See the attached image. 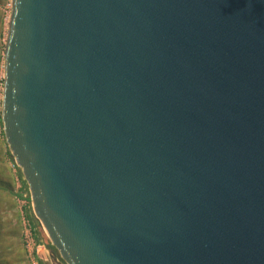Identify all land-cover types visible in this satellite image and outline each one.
Masks as SVG:
<instances>
[{
  "label": "water",
  "instance_id": "95a60500",
  "mask_svg": "<svg viewBox=\"0 0 264 264\" xmlns=\"http://www.w3.org/2000/svg\"><path fill=\"white\" fill-rule=\"evenodd\" d=\"M1 126L64 264H264V0H10Z\"/></svg>",
  "mask_w": 264,
  "mask_h": 264
},
{
  "label": "rangeland",
  "instance_id": "374dc122",
  "mask_svg": "<svg viewBox=\"0 0 264 264\" xmlns=\"http://www.w3.org/2000/svg\"><path fill=\"white\" fill-rule=\"evenodd\" d=\"M9 14H10V0H0V145H4V147H6L5 148L6 150L8 148L7 145L5 144V140L2 134V126H1V101H2V88H3V54H4V47L7 36V25H8ZM13 162L14 160L12 158V163ZM19 173H21L20 169H19ZM27 189L28 188H25L26 191ZM17 208L18 207H16V209ZM27 216L28 215L26 213V217ZM32 216L34 217L35 221L39 223V226L41 227L45 237L47 238L43 227L41 226L40 222L35 218L33 212H32ZM30 223L32 222L30 221ZM6 224L8 225L7 227H5L6 230L1 232L0 256H4L6 260L11 261L12 264H38L36 260L38 256L36 255L32 256L28 252L25 239L23 237V224L21 221L20 214H19V218L15 220L13 219L9 222V224L8 223ZM39 243H42V241ZM50 254L51 256L49 255V258L45 261H41L39 259L40 264H64L59 258V256L54 255L51 251Z\"/></svg>",
  "mask_w": 264,
  "mask_h": 264
},
{
  "label": "crops",
  "instance_id": "0c3cea01",
  "mask_svg": "<svg viewBox=\"0 0 264 264\" xmlns=\"http://www.w3.org/2000/svg\"><path fill=\"white\" fill-rule=\"evenodd\" d=\"M3 134V132H2ZM6 144V143H5ZM6 146V145H5ZM0 239L1 232L6 230L5 227L11 220L19 218V210L17 201L20 197V192L26 193L21 173L16 170V173L11 169L12 156L4 145H0ZM10 163V164H9ZM17 179V180H16ZM27 215L32 216L30 205L24 209ZM33 217V216H32ZM38 259L45 261L49 258L50 251L42 244L35 246V254ZM0 264H12L11 261L6 260L4 256H0Z\"/></svg>",
  "mask_w": 264,
  "mask_h": 264
},
{
  "label": "built area",
  "instance_id": "2783aa9c",
  "mask_svg": "<svg viewBox=\"0 0 264 264\" xmlns=\"http://www.w3.org/2000/svg\"><path fill=\"white\" fill-rule=\"evenodd\" d=\"M11 169L13 170L14 173H16V170L19 171V168L17 167L15 162L12 163ZM21 179L23 180L22 176H21ZM17 204H18L19 214L21 216V221L23 224V237L25 239V243H26L29 254L33 256L35 254L36 242L33 237L32 224L30 223L29 219L26 217V211L24 210L27 205H30V208L32 211L29 193L27 192L26 194V193L20 192V197L17 201Z\"/></svg>",
  "mask_w": 264,
  "mask_h": 264
},
{
  "label": "trees",
  "instance_id": "16d2710c",
  "mask_svg": "<svg viewBox=\"0 0 264 264\" xmlns=\"http://www.w3.org/2000/svg\"><path fill=\"white\" fill-rule=\"evenodd\" d=\"M23 184L25 186V188H27L26 183L23 181ZM27 218L32 222V228H33V237L34 240L36 242L37 245H43L46 249H48L49 251H51L54 255L58 256L56 250L50 245V242L48 241V239L45 237L41 227L39 226V223L37 221H35L34 217H29V215L27 216ZM42 243H39L41 242ZM38 264H40V260L37 258L36 259Z\"/></svg>",
  "mask_w": 264,
  "mask_h": 264
}]
</instances>
